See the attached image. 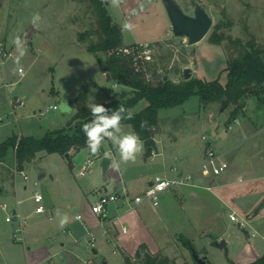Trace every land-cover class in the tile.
Segmentation results:
<instances>
[{
    "label": "rangeland",
    "instance_id": "rangeland-1",
    "mask_svg": "<svg viewBox=\"0 0 264 264\" xmlns=\"http://www.w3.org/2000/svg\"><path fill=\"white\" fill-rule=\"evenodd\" d=\"M176 1L182 10L190 15H193L194 5L198 3L212 18L208 32L198 42L188 44L186 36L172 32L170 19L161 0H106L105 2L108 13L121 28L123 45L134 42L149 43L151 52L145 64L146 79L155 82L160 76H165L178 81L184 78L183 68L190 64L194 69L193 77L205 81L219 78L221 83L226 82L225 68L228 64L226 49L229 45L227 50L231 51L234 45L227 38L220 44L209 41V36L214 30L232 39L239 38L242 43L253 39L256 45L264 46V0ZM34 13H39L41 17L38 28H34L30 22ZM94 17L85 3L78 0H0V41L6 38L1 41L2 46L10 51L13 50V54L6 57L3 64L0 56V71L7 81L18 80L11 90L4 85L0 86V142L21 134L41 138L47 131L65 126L75 112L62 111L53 98L52 90L75 97L80 88L87 86L86 82L93 81L101 85V92L94 90L92 100L102 99L106 94L112 95L123 89L128 90L120 83L101 77L96 57L86 50L79 40L80 32L93 25ZM125 24L128 27H125ZM37 30L40 38L50 42L54 48L51 51H43L40 59L33 63L36 53H33L32 41L26 40L28 43L19 48L15 46L13 49H11V41L24 33L33 35ZM35 35V39L39 37L38 33ZM161 38L164 40L157 41ZM35 39H33L34 43ZM23 49L26 51L21 55ZM100 55L102 58L106 57L105 53ZM18 67L24 70V75L21 77L17 73ZM247 101L248 98L246 100L248 114L245 117L244 114H239L240 122L249 120L248 116L256 118L258 114L264 119V104L258 102L252 105ZM52 105H57V108L50 107ZM142 107L143 100L135 104L132 110L139 111ZM229 109L230 106H221L217 102H202L199 96L194 94L182 104L160 108L158 121L162 131L166 136H170V147L192 155L197 150H203L205 146L214 147L213 144L219 136L228 135L225 121L228 120ZM230 121L233 129L240 124L235 120ZM258 128H264L263 122L258 124ZM202 135L206 136V140L201 138ZM141 141L144 144V153L147 145L142 139ZM263 141V136H260L254 142L262 144ZM254 149L257 151L256 147ZM250 150L249 153H252L251 157L249 156L250 162L256 165H251V169L252 173H255L256 170L263 168L261 162L263 153L261 150L258 153ZM113 151V155L118 153L114 145ZM14 155V149L10 146L0 162V186L7 189L8 184L16 185L18 196L23 200L20 206L24 210L23 216L34 207L30 196L35 190L43 191V185L51 193L60 190L59 186L68 180L79 182L88 179L94 183V186L101 188L110 176L109 171L105 178L101 169L99 156H102L103 152L100 150L97 154H92L87 146L70 153L69 158L58 152H39L25 165L23 172L15 168ZM194 155V160L200 162L199 154ZM88 159L92 162L85 174L80 175V168L86 165ZM24 174L28 179L23 177ZM51 176H54V180ZM24 184L27 185L26 189L23 187ZM7 197L5 199L8 203L14 201L13 195ZM258 204V207L264 206V197ZM5 215L6 211L0 209V233L10 242L17 241L23 247L22 240H17L12 234L15 224L19 222L17 220L11 221L12 223L7 222ZM25 217L28 226L33 220ZM235 224L243 235V227ZM244 228L247 229L246 235L249 236H252L250 232L255 231L253 238L263 248L264 213L253 220V225L250 222ZM237 240L234 241L237 243ZM236 243L230 244V247L237 248ZM92 255L93 264H103L104 256L108 264H126L122 255L116 253L110 246ZM197 255L199 257L206 255L208 262L205 264L209 262L229 264L225 249L221 247H213L208 254L199 250ZM175 262L199 264L186 248L175 256Z\"/></svg>",
    "mask_w": 264,
    "mask_h": 264
},
{
    "label": "crops",
    "instance_id": "crops-1",
    "mask_svg": "<svg viewBox=\"0 0 264 264\" xmlns=\"http://www.w3.org/2000/svg\"><path fill=\"white\" fill-rule=\"evenodd\" d=\"M34 33H38L39 37L35 39L36 35L30 33L21 34L19 37L21 43L23 42L21 46L28 43L26 40L34 44L32 48L36 55L33 63L40 59L43 51H51L54 48L50 42L40 38L38 30ZM161 40L164 39L157 41ZM11 45V49L17 46L14 43ZM188 65L187 67L192 69L193 77L194 69L190 64ZM100 73L101 77L113 81L110 77L107 78L106 73L101 70ZM0 74L1 78L5 79L1 71ZM86 83H88L85 88L89 103L107 101L115 95V93L106 94L102 99L92 100L94 90L101 92V85L93 81ZM52 95L53 98L59 97L68 102L70 109L64 112L76 111L74 97L54 90H52ZM142 100L144 107L147 104L145 98L137 103ZM249 101L252 105L258 102L264 104V99L259 100L256 96L248 98L247 102ZM247 107L248 105H245L244 113H242L244 117L248 114ZM239 118L235 119V122L240 123L235 129L232 128V121H225L228 135L219 136L213 144L214 147H221L220 149L213 148L228 161V168L220 175H211L209 170L202 166L208 146H205L203 150L195 151L192 155L172 149L170 136H166L158 121L152 139L153 143L149 147V143H145L147 145L145 152L138 154L134 163H121L119 169L112 167L113 161H119V154H112L114 151L111 141L104 142L100 150L103 155L107 153L111 161L106 174H103L106 178L110 171V176L101 188H97L94 183L85 179L79 182L68 180L59 186L60 190L57 189L51 193L44 185L43 191L35 190L34 192L40 191L43 194V212L34 211L37 204L34 203L32 194L30 201L34 207L23 216L24 210L20 207L23 200L18 196L16 185L8 184L7 189L0 186V205L7 203L11 211L16 210L15 220L18 222L19 218L24 220L21 239L23 247L17 241L10 242L0 233V264H93L92 253H97L108 246L116 253L119 252L122 257L127 255L132 260L140 250L167 255L175 259V256L186 248L180 241V236L192 241L195 248L198 251H205V254L212 251L213 247L218 248L217 243L224 240L225 245L221 248L225 249L228 261L246 264L255 260L264 253V247L262 248L259 243L255 242L253 235H246L248 231L244 227L242 235L240 228L235 224L237 222L229 218V213L234 212L239 217H247L252 225L253 220L264 213V206H257L264 197V141L262 144L254 142L260 136H263L264 140V128H258L260 122L264 125V119L261 114H258L256 118L248 116L247 121L240 122ZM122 130L134 132L130 124H122ZM72 150L69 151V155ZM249 150L253 153L261 150L263 153V160L260 158L263 162L261 171L256 170L252 173L251 165H256L250 162L249 158L252 153H249ZM194 154H199L200 162L197 163L194 160ZM173 167L176 171L172 170ZM156 175L169 177L182 175L185 178L182 183L166 189L157 205L149 201L133 204L131 197L142 192ZM51 178L54 180V176ZM23 187L26 189L27 185L24 184ZM123 191L128 197L120 196L109 204L107 214L97 215L91 210V204L99 192ZM9 195H13V202L6 201L5 198ZM78 214L80 218L76 217ZM25 216L33 220L28 226H26ZM65 217L68 223L61 228L59 222ZM18 226L19 223L15 224L14 230ZM123 227H125L124 231ZM235 239H238L237 243ZM234 243L238 244L237 248L230 247V244ZM190 254L192 256V253ZM103 264H108L105 256Z\"/></svg>",
    "mask_w": 264,
    "mask_h": 264
},
{
    "label": "trees",
    "instance_id": "trees-1",
    "mask_svg": "<svg viewBox=\"0 0 264 264\" xmlns=\"http://www.w3.org/2000/svg\"><path fill=\"white\" fill-rule=\"evenodd\" d=\"M78 1L84 2L95 16L91 28L80 32L79 40L86 50L94 54L100 70L108 73L113 81L128 90L123 89L124 94L121 91L116 92L107 101L89 103L87 89L80 88L74 97L76 111L65 126L47 131L41 138L22 134L7 138L0 142V161L4 159L10 146L14 149L15 167L18 170H23L39 152L65 154L72 149L78 150L86 146V137L81 129L83 124L91 120L90 106L93 103L103 104L109 109L123 105L132 110L140 99L145 98L147 104L139 111L132 110L133 118L123 120L122 124H130L140 139H151L149 147L153 143L160 108L182 104L191 95L196 94L202 102H217L221 106H230L228 120H235L244 112L247 98L256 96L261 100L264 96V46L256 45L253 39L242 43L239 38L232 39L223 33L218 34L215 30L210 34L209 41L213 43L220 44L227 38L234 45L231 51L227 50L229 45L225 48L228 54L225 83H221L219 78L205 81L192 76L178 81L160 76L153 82L146 79L143 72H136L131 59L119 52L123 45L122 31L108 13L104 0ZM100 53H105L106 57L102 58ZM143 121L147 122L146 127H141ZM179 239L190 253H199L192 241L183 236ZM203 252L205 254V251ZM123 257L126 264H177L174 258L167 255L141 250L135 254L133 260L127 255ZM204 258L208 262L205 256ZM229 261L230 264H237ZM246 264H264V253Z\"/></svg>",
    "mask_w": 264,
    "mask_h": 264
},
{
    "label": "built area",
    "instance_id": "built-area-1",
    "mask_svg": "<svg viewBox=\"0 0 264 264\" xmlns=\"http://www.w3.org/2000/svg\"><path fill=\"white\" fill-rule=\"evenodd\" d=\"M119 52L122 55L127 56L132 61V65L136 72H143L146 75V59L148 58L151 49L148 42H139V43H132L126 44L119 48ZM13 52L10 50H6L2 44L0 43V56H1V63L3 64L6 57L12 55ZM18 76L21 77L24 75V70L22 67L17 68ZM18 80L7 81L6 79L1 78L0 74V86L4 85L7 89H11L15 86ZM52 108H57V105L50 106ZM203 139H206V136L202 135ZM205 159L204 163L202 164L204 169L209 170L211 175H220L228 168V161L223 158V156L217 153L212 146H208L205 152ZM92 161L90 159L87 160L86 165H83L81 170L79 171L80 174H84L85 170L89 167ZM176 171L175 167L172 169ZM22 172V171H21ZM23 177L27 179V175L24 174ZM184 176L177 175L174 177H169L166 175H156L154 176L148 183V185L144 188V190L138 194L133 195L132 201L133 204H138L141 202L149 201L154 205H157L160 202V198L162 193L171 186L180 184L184 181ZM123 193V194H122ZM128 197L127 193L123 192H111V193H103L99 192L96 196V199L91 204V210L97 215H105L107 214V207L109 204L116 201L119 197ZM32 199L34 203L37 204L35 207V212H43L44 205H43V194L40 191H36L32 195ZM0 207L5 210L7 213L5 215V221L11 222L14 221V214L10 210L7 203H2ZM80 218L81 216L78 214L76 216ZM229 218L234 220L242 227L249 224L247 217H239L238 214L231 212L229 213ZM19 226L14 230L13 237L17 240L22 239V231H23V219L19 218ZM123 231L125 227L122 228ZM251 235H254V231L250 232ZM93 238V237H92ZM93 245V244H91Z\"/></svg>",
    "mask_w": 264,
    "mask_h": 264
},
{
    "label": "clouds",
    "instance_id": "clouds-1",
    "mask_svg": "<svg viewBox=\"0 0 264 264\" xmlns=\"http://www.w3.org/2000/svg\"><path fill=\"white\" fill-rule=\"evenodd\" d=\"M41 20L39 13H34L31 18V24L34 28H38V21ZM125 27H128L125 24ZM12 43L19 48L21 40L19 37L14 38ZM26 49L21 51L24 54ZM91 120L82 126V132L86 137V144L92 154H97L104 142L111 141L117 148L119 153V161H113L112 167L119 169L121 163H134L137 155L144 151V144L135 132L125 133L122 130V121L131 120L134 113L130 109H126L123 105H119L116 109L106 108L103 104L93 103L90 106ZM147 122L143 121L141 127H146ZM108 154L106 153V156ZM68 223L67 217L60 220L61 228Z\"/></svg>",
    "mask_w": 264,
    "mask_h": 264
},
{
    "label": "water",
    "instance_id": "water-1",
    "mask_svg": "<svg viewBox=\"0 0 264 264\" xmlns=\"http://www.w3.org/2000/svg\"><path fill=\"white\" fill-rule=\"evenodd\" d=\"M165 6L167 15L171 22V30L176 35H184L187 37L188 44H193L201 40L206 33L208 32L210 26L212 25V18L208 15L206 10L198 3L195 4L193 15L185 13L176 0H161ZM106 0L104 1V3ZM107 78H109V74L106 73ZM183 77L188 79L191 77V69L189 67L183 68ZM124 94V91H121ZM264 99V96H262ZM58 103V107L62 111H66L70 109L69 104L65 100H61L59 97L55 98ZM151 139H146L145 143H150ZM75 150L73 149L71 153ZM65 156L69 158V152L65 153ZM111 157L103 155L101 157V169L103 174H106L108 165L110 164ZM15 209L12 210V213L15 216ZM219 247H223L225 245L224 240H220L217 243ZM192 257L199 263L205 264L206 260L203 257H199L195 252H192Z\"/></svg>",
    "mask_w": 264,
    "mask_h": 264
},
{
    "label": "flooded vegetation",
    "instance_id": "flooded-vegetation-1",
    "mask_svg": "<svg viewBox=\"0 0 264 264\" xmlns=\"http://www.w3.org/2000/svg\"><path fill=\"white\" fill-rule=\"evenodd\" d=\"M194 7H195V5H194Z\"/></svg>",
    "mask_w": 264,
    "mask_h": 264
}]
</instances>
